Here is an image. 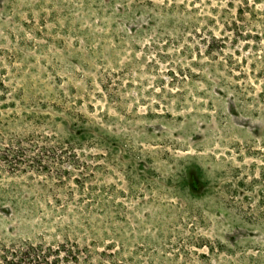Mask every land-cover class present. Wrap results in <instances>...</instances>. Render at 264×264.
<instances>
[{"label":"rangeland","instance_id":"obj_1","mask_svg":"<svg viewBox=\"0 0 264 264\" xmlns=\"http://www.w3.org/2000/svg\"><path fill=\"white\" fill-rule=\"evenodd\" d=\"M70 264H264V0H0V245Z\"/></svg>","mask_w":264,"mask_h":264},{"label":"trees","instance_id":"obj_2","mask_svg":"<svg viewBox=\"0 0 264 264\" xmlns=\"http://www.w3.org/2000/svg\"><path fill=\"white\" fill-rule=\"evenodd\" d=\"M77 257L65 244L19 242L0 245V264H70Z\"/></svg>","mask_w":264,"mask_h":264}]
</instances>
